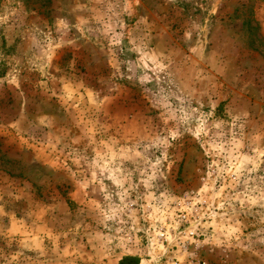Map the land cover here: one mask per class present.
Listing matches in <instances>:
<instances>
[{"label":"rangeland","instance_id":"obj_1","mask_svg":"<svg viewBox=\"0 0 264 264\" xmlns=\"http://www.w3.org/2000/svg\"><path fill=\"white\" fill-rule=\"evenodd\" d=\"M264 264V0H0V264Z\"/></svg>","mask_w":264,"mask_h":264},{"label":"trees","instance_id":"obj_2","mask_svg":"<svg viewBox=\"0 0 264 264\" xmlns=\"http://www.w3.org/2000/svg\"><path fill=\"white\" fill-rule=\"evenodd\" d=\"M118 264H139V259L134 256L123 257Z\"/></svg>","mask_w":264,"mask_h":264}]
</instances>
